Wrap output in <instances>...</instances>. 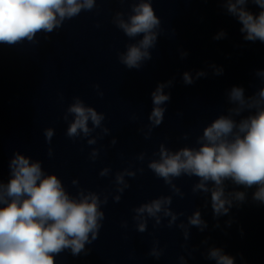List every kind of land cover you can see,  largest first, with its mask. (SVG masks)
Wrapping results in <instances>:
<instances>
[{"label": "clouds", "instance_id": "obj_1", "mask_svg": "<svg viewBox=\"0 0 264 264\" xmlns=\"http://www.w3.org/2000/svg\"><path fill=\"white\" fill-rule=\"evenodd\" d=\"M129 3L130 11H116L112 23L121 30L130 41L123 52L118 53L121 64L127 69L140 70L145 62L152 60V49L156 48L163 29L161 19L152 6L153 0H119ZM224 12L241 25L239 31L245 42L264 44V0H215ZM254 5L258 11L251 10ZM97 0H0V44L15 45L27 40L35 42L38 33H52L81 12L96 9ZM175 33V29H173ZM227 32L221 29L214 40L227 38ZM139 37V39H137ZM188 52L181 50V59ZM214 76L224 73L222 66H208ZM206 70L190 71L182 74L185 85H193L197 80L206 78ZM255 76L262 86L250 95H246L243 86H232L225 93L228 107L202 129L196 136L195 146L185 144L171 149L160 143L158 151L147 162V168L162 179L171 194L160 195L132 208L135 230L145 233L149 220L153 228L165 226L178 228L183 236L181 244L185 254L178 256L179 264H188L193 253L205 246L201 255L215 264H236V257L227 253L222 246L210 244L211 237H205L199 245H191V229L199 233L209 228L208 221L197 207L185 220L184 212L174 211L173 196L183 199L185 193L174 182L182 176L195 177L191 186L193 195H203L204 207L210 206L213 229H220V218L228 216L225 226L231 227V210L241 207L248 201V190L252 189L251 200L264 205V70H256ZM174 86V78L158 82L150 93L152 108L145 126V139L151 137L153 129L159 127L165 118L166 105L171 101V92L165 91ZM97 94L99 85L94 86ZM69 116L72 117L69 120ZM68 126L66 136L76 140L85 139L87 145H96L98 140L110 135V129L104 126L105 114L88 106L80 97H74L64 116ZM133 119H136L133 116ZM91 125V126H90ZM97 130H99L97 132ZM143 131V129H141ZM93 133H96L93 135ZM55 129H44V137L51 144ZM189 139V134L182 137ZM116 144V139L111 141ZM53 150L48 149L52 157ZM100 149L92 148L89 158L95 161ZM147 154L141 152L136 160L143 163ZM7 182L0 179V264H56V257L66 250L74 257L81 253L87 255L90 249L86 245L98 239L103 226L105 212L111 193H98L79 186L76 195L70 194L61 178L48 173L42 167V161L33 160L20 151L14 152L8 164ZM144 168L126 167L115 172L112 183L115 186L114 202L121 200L122 194L130 187L128 178H135ZM112 175L110 167L100 170V177ZM231 186V187H230ZM103 196V198H101ZM167 221L164 225V221ZM179 221V222H178ZM121 227L127 228L123 221ZM223 231V229H221ZM241 235L243 230L241 229ZM165 249L154 238L147 255L159 260ZM242 264H246L243 254Z\"/></svg>", "mask_w": 264, "mask_h": 264}]
</instances>
